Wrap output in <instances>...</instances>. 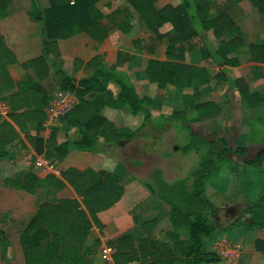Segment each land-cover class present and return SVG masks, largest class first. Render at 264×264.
Masks as SVG:
<instances>
[{"label": "trees", "instance_id": "trees-1", "mask_svg": "<svg viewBox=\"0 0 264 264\" xmlns=\"http://www.w3.org/2000/svg\"><path fill=\"white\" fill-rule=\"evenodd\" d=\"M72 1V3H70ZM99 0H48L43 9L37 0H31L30 15L39 25L41 54L21 63L24 76L13 82L6 67L16 64L15 55L9 50L0 34V101L6 102V118L0 115V161L10 159L14 152L11 145L21 135L50 164H57L72 151L103 153V147L129 141L153 118L152 98L140 97L128 77L117 71L119 63L127 56L116 53L115 62L110 63L103 53L96 54L87 62L73 61V70H84L87 75L76 80L50 58L59 57L57 40L85 33L92 41L102 44L108 37V28L102 23L103 15L96 7ZM138 14L147 30L157 39L166 34L159 29L169 23L180 43L189 41L201 32H209L217 46L203 50V58H211L217 71L210 76L206 68L185 61L182 44H170L165 49V59H149L144 69L147 81L157 89L172 86L190 90L195 101L194 114L187 116L183 110L168 115L159 114L162 127L180 120L189 132V141L184 152L201 153L198 166L188 177L167 181L162 169L154 167L149 179L139 184L150 197L168 207L171 230L167 242H159L148 236L134 238L126 233L115 240L107 241L111 248L113 264H220L216 254L207 251L212 236L224 229L216 223L219 207L213 205L205 194L206 182L219 174L226 165L240 164L243 172L252 171L256 177L264 175V89L250 92L244 78H231L227 71L239 66L238 53L245 45V37L238 25L226 13L209 15L204 5L196 0H179L176 6L155 7L156 0H126ZM240 2L243 0H228ZM252 9L264 16V0H248ZM11 0H0V19L7 15ZM204 14V15H203ZM203 15V16H202ZM117 28L127 32L129 24ZM248 60L255 65H264V43L247 44ZM58 79V89L75 94L76 104L61 116L57 127L50 130L47 138L28 132V124L35 122L37 132L45 120L44 108L50 96L41 83L49 70ZM225 84L227 94L220 101H200L201 91L211 82ZM226 97L235 100L254 115L243 113L240 124L245 132L234 136L218 135L213 125L228 119L225 114ZM104 108L126 109L133 117H141L137 129L117 126L102 113ZM257 112V113H256ZM255 123L260 128H255ZM197 125V126H196ZM196 126V128L194 127ZM249 147H263L252 159L243 158ZM234 157L241 160L236 163ZM120 166V165H119ZM121 167V166H120ZM122 168V167H121ZM232 168V167H231ZM233 169V168H232ZM66 185L75 193V198L42 200L37 204L32 217L26 222L18 236L25 264H85L84 246L93 226L101 229L97 218L99 212L115 205L124 194L122 178L106 170L78 169L70 166L59 171V175L48 174L43 178L31 169L15 173L3 179L2 186L33 195L44 190L52 194ZM244 210L248 221L240 218L228 224L230 229L264 232V189L256 201L247 202ZM133 221L137 223V219ZM156 223L150 218L140 223L148 234ZM2 234V233H1ZM262 243V239H256ZM9 241L2 234L0 255L4 262L8 258ZM260 248V247H259Z\"/></svg>", "mask_w": 264, "mask_h": 264}, {"label": "crops", "instance_id": "crops-1", "mask_svg": "<svg viewBox=\"0 0 264 264\" xmlns=\"http://www.w3.org/2000/svg\"><path fill=\"white\" fill-rule=\"evenodd\" d=\"M37 2L43 9L48 7V0H37ZM178 2L179 0H156L155 7L157 9H161L167 5L176 6ZM196 2L204 5L206 8L205 13L209 15H216L219 13L228 14L238 25L243 35H245V33L242 22H248V25L250 26L249 33L251 41H248L245 38V45L239 51L240 55L247 56L248 43H264V16L252 9L248 0H243L240 2L228 0H196ZM96 7L104 17L102 23L108 28L107 39L102 44H97L92 41L85 33H78L67 39L57 40L60 55L58 58H50V60L67 74L78 80L85 77L87 73L82 69L77 71L73 70V61L75 59L85 63L94 55L103 53L105 58L110 63H114L116 53L121 52L126 55L127 58L125 61L118 64L117 71L125 74L128 77V79L135 86L136 92L140 97L147 96L152 98L153 101L154 95H150L148 93L149 89L151 88H154L158 91H165L167 93H174L179 96L178 102H180L181 98L183 97L186 101H188L190 98L193 102V106L191 109H185V107H182V109H172L171 113L173 111L179 110H183L186 113L193 112L195 101L192 99L191 94L188 95L189 92L186 91L187 89L181 90L172 86H167L164 89H157L154 84H151L147 81L144 74V69L149 59H165V49L167 45L174 44L175 46H178L182 44L185 49V61L189 64L206 68L209 75L212 76L217 71V66L211 58H203L202 54L203 50L207 51L208 49H214L217 46V41L212 38L211 34L209 32H201L198 36L190 39L189 41L180 43L172 26L169 23H165L159 29V33L166 34L167 37L159 40L147 30L143 22L140 20L138 14L126 0H99L96 3ZM30 8L31 0H11L7 10V15L0 19V34L2 35L7 48L13 52L16 58V64L6 67L8 77L13 82L20 80L25 74V71L20 66L21 63L33 59L41 54L40 28L31 17ZM121 23L129 24V29L127 32H122L119 30V28H117L119 25H121ZM227 73L231 78H244L250 92L264 89V65H255L249 60L243 62L239 59V66L228 69ZM41 85L46 90L50 98L56 90H59L58 79L53 75L52 69L49 70L48 77L42 81ZM210 85L212 88L209 91L213 93L218 91L220 87L225 84L222 82H211L208 86L202 89L200 101H203V96H212V94H210L211 92H206ZM222 98L223 95H221L219 99L213 100L208 98L207 100L217 102ZM190 103L191 102L188 104ZM8 110L9 109L6 102L0 101V115L2 119L6 118V113ZM153 111L156 110L153 109ZM118 112H126L128 115H130L126 109L113 110L104 108L102 110L103 115L114 123H116V121L112 118V116H115ZM163 112L164 111H161L159 113ZM28 132L32 136L37 135L43 139L47 138L49 135V132L43 127V124L42 129L37 132V126L35 122H30L28 124ZM258 148L260 149L261 147H257V149ZM11 149L14 152L13 157L0 161V188L3 190L9 193H22L20 190L2 186L3 179L11 177L15 173L22 170L31 169L32 172L40 178H43L48 174H52L46 166L37 165V161L43 159V156L35 153L34 149L25 140L23 135H21L20 138L11 145ZM74 152L75 153L70 152L65 159L57 164H54L57 166L59 171L70 166L76 167L78 169L91 168L95 171L106 170L113 172L123 179L125 170L118 164L112 163L109 158L104 157L103 153ZM77 154L90 155L88 157V161L83 167H78L75 163H72V161L70 162L71 157L77 156ZM262 166L264 167V162ZM231 173L234 176L235 173ZM241 184L245 187L257 184L255 188L256 193H245L240 198L235 199H229L228 196L225 195L223 200L225 202H238L241 200L240 202L245 201L253 203L256 201L260 191L264 189V175L257 179H248L245 182H241ZM132 188L133 187H129L128 192V189L126 190V186H124V194L121 199L111 208L97 214V218L101 223L102 228L99 229L96 226H93L91 229V233L84 246L83 257L85 264H113L112 261L106 262L103 260L101 255L102 246L107 245V241L115 240L117 237L126 233L131 234L134 238L148 236L152 239L158 240L159 242L168 241L167 232L171 230V225L168 219V207L155 200L158 202V204H161L162 208H160V212L155 211L154 215L151 217L156 219V223L152 230L146 234L140 228V223L142 221L138 222L137 220V223H135L133 221L134 218L129 215L130 206L126 205V201L135 198V191ZM143 194L144 196H150L147 192ZM55 196L57 198L76 197L74 191L68 185H66L61 191L57 192ZM40 201H38L37 204ZM36 207L37 205L34 208L27 210L24 214L25 218H19L20 220L18 223L21 222L23 223L21 225H24L26 222H28V220L34 214ZM246 215V220L248 221L249 215ZM21 228L22 226L18 229L17 233L12 236L13 239H11V241L7 238L9 241L7 262L2 261L0 255V264H25L23 251L18 241ZM239 229L241 228H237L236 231H239ZM1 233L2 231H0V240L2 237ZM261 237L262 238L255 234L248 233L244 239L239 240L237 238L236 240H231L233 242L240 243L242 246L240 256L234 264H264V234ZM256 239H262L263 242L258 243ZM207 251L213 252L212 244L207 247ZM51 264L64 263L53 262ZM173 264L181 263L176 261Z\"/></svg>", "mask_w": 264, "mask_h": 264}, {"label": "rangeland", "instance_id": "rangeland-1", "mask_svg": "<svg viewBox=\"0 0 264 264\" xmlns=\"http://www.w3.org/2000/svg\"><path fill=\"white\" fill-rule=\"evenodd\" d=\"M242 24L245 38L251 41L248 22L243 21ZM238 55L240 61H248V56H243L239 53ZM211 88L210 85L206 92L210 93L211 91L209 90ZM186 91L189 92L188 95L191 94L190 90ZM227 92L225 85H223L218 91L211 92L212 96L208 94V96H203L202 100H207L208 98L219 99L221 95L227 94ZM148 93L154 95L152 108L156 110L153 111L151 122L139 130L136 137L132 140L121 141L116 145L103 147L104 157L109 158L112 163L120 165L125 170L122 184L126 186V190L129 187H133L132 189L135 191V198L127 200L126 205L130 206L129 215L136 218L138 222L151 218L155 211L160 212V208H162L161 204H158L150 196H144L143 193L147 191L138 182L140 180H148L149 174L154 167L162 169L164 178L167 181L188 177L198 166L202 156L200 152H184V147L189 141V132L184 128L180 120H175L171 125L166 124L162 127V119L158 116L159 114L167 115L171 113L172 109H182V107L191 109L193 106L192 100L189 98L186 101L183 97L180 103L178 102L179 96L177 94L158 91L154 88L149 89ZM189 102L191 103L188 104ZM225 103L224 109L228 119L221 120L220 125H213L217 134H226L231 137L238 131L245 132V127L240 124L242 115L246 113L247 117H251L255 112L247 111L240 107L232 98L226 97ZM161 111L166 113H159ZM186 114L191 116L194 111ZM112 118L116 121L117 126L126 125L132 129H137L141 122L140 116L133 117L126 112H118ZM196 126L194 127L196 128ZM255 128H260V125L255 123ZM72 153L75 152L72 151ZM89 156V154H77V156L71 157L70 162L72 161L78 167H83ZM236 163L238 162L236 161ZM231 172L235 173L234 176ZM260 177H256L252 171L243 172L240 164H232L224 166L217 176L210 178L206 182L205 191L207 198L219 207L215 221L218 225L224 226V229L212 236L209 243L222 235L227 236L230 240H236L237 238L240 240L246 238L248 233L258 234L255 231H246L245 229L236 231L237 228L230 229L227 227V224L237 218L247 221V215L244 213L247 202H240L241 200L238 202H225L223 197L226 195L229 199H235L240 198L245 193H256L257 184L245 187L241 182ZM55 198L54 194L44 190H40L34 195H28L24 194V192L9 193L0 188V231L11 241L13 239L12 236L23 226L21 225L23 223H18V221L20 220L19 218L25 216L24 214L27 210L34 208L40 200H53ZM263 234L264 232H261L260 235L262 236Z\"/></svg>", "mask_w": 264, "mask_h": 264}, {"label": "built area", "instance_id": "built-area-1", "mask_svg": "<svg viewBox=\"0 0 264 264\" xmlns=\"http://www.w3.org/2000/svg\"><path fill=\"white\" fill-rule=\"evenodd\" d=\"M72 3V1L70 2ZM75 94L71 91L56 90L49 99L45 108V120L43 127L50 132L57 127L60 118L66 114L76 104ZM38 166H46L54 175H59V169L54 164H50L44 158L37 161ZM213 252L219 259L220 264H234L240 256L242 246L240 243L233 242L227 236H219L212 243ZM101 255L104 261L110 262L111 248L108 245L102 246Z\"/></svg>", "mask_w": 264, "mask_h": 264}, {"label": "flooded vegetation", "instance_id": "flooded-vegetation-1", "mask_svg": "<svg viewBox=\"0 0 264 264\" xmlns=\"http://www.w3.org/2000/svg\"><path fill=\"white\" fill-rule=\"evenodd\" d=\"M260 149L257 147H252V148H249L246 155L243 157V158H246V159H252L254 157V155L259 151ZM234 159L238 162V163H241V160L237 157H234Z\"/></svg>", "mask_w": 264, "mask_h": 264}, {"label": "water", "instance_id": "water-1", "mask_svg": "<svg viewBox=\"0 0 264 264\" xmlns=\"http://www.w3.org/2000/svg\"><path fill=\"white\" fill-rule=\"evenodd\" d=\"M263 147L260 148V150L262 149Z\"/></svg>", "mask_w": 264, "mask_h": 264}]
</instances>
